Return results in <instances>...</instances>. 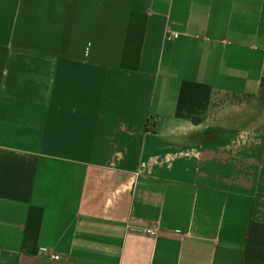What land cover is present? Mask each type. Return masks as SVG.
I'll return each instance as SVG.
<instances>
[{
    "label": "crops",
    "instance_id": "crops-1",
    "mask_svg": "<svg viewBox=\"0 0 264 264\" xmlns=\"http://www.w3.org/2000/svg\"><path fill=\"white\" fill-rule=\"evenodd\" d=\"M0 264H264V0H0Z\"/></svg>",
    "mask_w": 264,
    "mask_h": 264
},
{
    "label": "built area",
    "instance_id": "built-area-1",
    "mask_svg": "<svg viewBox=\"0 0 264 264\" xmlns=\"http://www.w3.org/2000/svg\"><path fill=\"white\" fill-rule=\"evenodd\" d=\"M177 36H178L177 34H166V35H165V40L170 41V40L176 39ZM146 233H147L148 235H150V236H154V235H155V230H153V229H148V230L146 231ZM51 259H52V260H59V256H57V255H52V256H51Z\"/></svg>",
    "mask_w": 264,
    "mask_h": 264
},
{
    "label": "rangeland",
    "instance_id": "rangeland-1",
    "mask_svg": "<svg viewBox=\"0 0 264 264\" xmlns=\"http://www.w3.org/2000/svg\"><path fill=\"white\" fill-rule=\"evenodd\" d=\"M219 107H227V105L230 104V100L221 98V100L218 101Z\"/></svg>",
    "mask_w": 264,
    "mask_h": 264
}]
</instances>
